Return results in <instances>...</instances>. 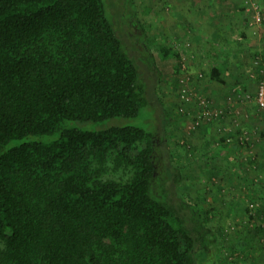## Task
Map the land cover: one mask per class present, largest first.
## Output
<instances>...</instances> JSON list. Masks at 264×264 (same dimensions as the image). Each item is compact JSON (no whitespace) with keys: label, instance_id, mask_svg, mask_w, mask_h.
Returning <instances> with one entry per match:
<instances>
[{"label":"trees","instance_id":"1","mask_svg":"<svg viewBox=\"0 0 264 264\" xmlns=\"http://www.w3.org/2000/svg\"><path fill=\"white\" fill-rule=\"evenodd\" d=\"M110 1L0 0V264H239L255 250L257 264L264 197L222 253L227 229L181 199V158L157 127L71 124L149 104L170 120L162 73L132 41L145 30L130 14L125 35Z\"/></svg>","mask_w":264,"mask_h":264},{"label":"crops","instance_id":"2","mask_svg":"<svg viewBox=\"0 0 264 264\" xmlns=\"http://www.w3.org/2000/svg\"><path fill=\"white\" fill-rule=\"evenodd\" d=\"M148 1L153 6L148 30L160 39L156 49L166 73L163 101L171 116V149L182 151L184 172L191 169L197 180L198 172L201 179L206 176L199 181L211 195V209L243 211L264 197V111L255 98L264 79V24L252 22L249 0ZM258 2L264 11V0ZM182 57L192 76L185 86L179 84ZM182 88L207 94L223 109L222 120L189 131L178 111ZM246 94L249 101L243 100ZM245 131L256 138L253 146L239 140Z\"/></svg>","mask_w":264,"mask_h":264},{"label":"rangeland","instance_id":"3","mask_svg":"<svg viewBox=\"0 0 264 264\" xmlns=\"http://www.w3.org/2000/svg\"><path fill=\"white\" fill-rule=\"evenodd\" d=\"M110 2L111 3L109 5L111 6L113 5V8L115 7L114 8L115 11H114V16L112 17L110 10L107 9L108 16L109 18L112 19L114 23L119 25L118 27L123 30L125 35H127L128 33V31L126 30H127V27H129V22H130L127 16L130 14L136 16L137 19L135 18V20L140 24L139 26L145 30L144 33L137 30V32L135 33L134 40L132 41H133V44H135L136 46H138V44L142 46L141 43H146L148 48L144 49L143 47H141L143 49L142 53H144L148 57V60H149L148 64L153 65L154 69H156L157 66L159 67L162 73V78L159 81L157 91H158V95L160 99H162V102L164 103L163 100L165 96L163 92L165 89L164 85L166 83L165 78H164L166 76V73L161 67L162 64L160 63L161 61L160 52L156 49L158 48V43L160 42V39H156L153 35H150L149 30H148L150 23L153 21V18H151V15H149L150 12H152V9H151L153 8L152 3L148 0H143V4L140 3V0H111ZM157 108H158L157 106L153 107L152 105L149 104L147 107L143 108L140 115L135 118L116 117V118L105 120L102 122H92V121H87L83 123L71 122V124L75 126H80L82 128H88V129H100V128H105L110 125L130 124V125H142V126L147 127L149 130L150 129L154 130V127H153L154 125L160 131L161 136H163L162 148L165 147L166 143H169V146L172 148L170 142L172 139H174V137L171 138L172 136L171 116L170 114L167 115V117H169L170 120L164 122L163 125H158L157 120H156L159 115ZM180 151L177 152L176 150L171 149L172 154L175 155L176 157H179V155H181L182 151L181 152ZM174 158L173 160L175 161ZM173 162L171 163L175 164ZM168 164L170 165V163ZM179 169L182 175L181 181L179 184V191L181 192V194L185 193V194H189L190 196V197H187V195H181L182 196L181 199L184 200L185 202L190 201L191 203L198 201L199 206L201 204L205 205L206 207L213 206L214 204L212 202L211 195L206 192L204 184L199 181V180H202L206 176L204 175L201 179V176L198 172L197 175H198L199 180H197V176L195 172H193L191 169L188 174L187 172H184L185 169L183 167H180ZM187 176H189L190 178L194 177L196 180H193V178L191 180H188L186 178ZM200 211H203V209ZM213 211H214V213L212 214L213 221L211 225H215L217 227V225L219 224V226H223L224 229H227L226 231L229 233L228 235H225L223 238L222 253H225V254L229 253L230 255L231 254L230 244L236 243L237 238L239 239L240 237V236L236 237L235 233L238 231L239 228H241V222L244 221L245 219V213H244L245 210L237 211V213H234L236 211L234 212L227 211L226 208H225V211H223V209H217ZM253 253L251 251H247V253L244 256L246 259V262L245 263L240 262L239 264H255V258L258 257V253L256 254V250L253 251ZM220 256H221L220 253H218L216 257H220ZM262 260L264 261V253H262L261 260H258L257 264H261ZM231 264H234V263H231Z\"/></svg>","mask_w":264,"mask_h":264},{"label":"built area","instance_id":"4","mask_svg":"<svg viewBox=\"0 0 264 264\" xmlns=\"http://www.w3.org/2000/svg\"><path fill=\"white\" fill-rule=\"evenodd\" d=\"M246 12L252 19L253 23L262 24L264 21V11L259 5L258 0H249L246 6ZM181 69L183 71L180 78V84L185 86L186 82L192 80L191 74L187 71V58H180ZM197 76L202 79L204 73L200 70ZM239 90V88H238ZM256 106L257 109L264 111V79H261L256 91ZM250 95L246 94L243 100L249 101ZM178 111L181 115L187 118V128L192 131L200 126L217 121L224 114L223 109L216 106V103L205 93H197L189 89L182 88L178 92ZM250 135L247 131L240 137L242 142H249Z\"/></svg>","mask_w":264,"mask_h":264}]
</instances>
